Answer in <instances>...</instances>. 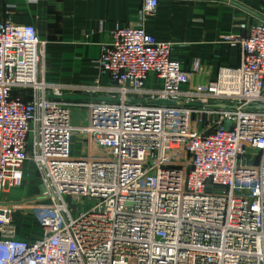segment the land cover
Returning <instances> with one entry per match:
<instances>
[{
	"label": "built area",
	"instance_id": "obj_1",
	"mask_svg": "<svg viewBox=\"0 0 264 264\" xmlns=\"http://www.w3.org/2000/svg\"><path fill=\"white\" fill-rule=\"evenodd\" d=\"M157 5L115 25L91 84L48 81L34 27L0 23V264H264V23L224 37L240 63L202 88L199 62L145 31ZM25 163L49 203L30 209V240L3 201Z\"/></svg>",
	"mask_w": 264,
	"mask_h": 264
},
{
	"label": "crops",
	"instance_id": "obj_2",
	"mask_svg": "<svg viewBox=\"0 0 264 264\" xmlns=\"http://www.w3.org/2000/svg\"><path fill=\"white\" fill-rule=\"evenodd\" d=\"M155 13L144 21L145 31L158 42L174 44L175 58L185 68L195 60L200 72L194 86L206 88L222 66L240 63L238 44L246 29L264 23V0H157ZM142 0H0V23L30 24L44 42L45 77L48 81L91 84L98 76L97 60L104 45L112 41L115 25L135 21ZM242 26L245 29L241 28ZM147 87H158L149 76ZM85 98V99H84ZM109 99L105 94L85 95L77 101ZM84 116V115H83ZM22 185L7 188L3 201L9 203L10 222L17 237L33 239L36 225L25 223L33 207L49 206L38 199L41 186L33 168L24 164Z\"/></svg>",
	"mask_w": 264,
	"mask_h": 264
},
{
	"label": "rangeland",
	"instance_id": "obj_3",
	"mask_svg": "<svg viewBox=\"0 0 264 264\" xmlns=\"http://www.w3.org/2000/svg\"><path fill=\"white\" fill-rule=\"evenodd\" d=\"M80 96L82 95H78V94H75V95H66L64 99H67V100H74L76 98H80ZM85 99V98H84ZM156 104H161V105H167V104H170L169 102L167 101H157ZM85 113V111L79 107H75L72 109V117L74 118H78L80 116H83ZM74 154H78L77 151H74L73 152ZM93 201H84V203L81 205L80 203H77V202H71L69 201V205H70V209L73 210V211H76V210H88L92 205H93ZM26 221L25 223H27L28 225H34L33 224V217L31 215V212L29 211L28 212V215L26 214Z\"/></svg>",
	"mask_w": 264,
	"mask_h": 264
},
{
	"label": "water",
	"instance_id": "obj_4",
	"mask_svg": "<svg viewBox=\"0 0 264 264\" xmlns=\"http://www.w3.org/2000/svg\"><path fill=\"white\" fill-rule=\"evenodd\" d=\"M256 109H264V106H255Z\"/></svg>",
	"mask_w": 264,
	"mask_h": 264
}]
</instances>
